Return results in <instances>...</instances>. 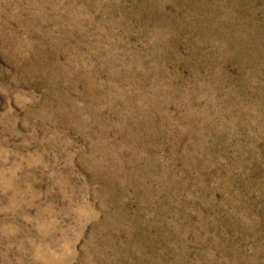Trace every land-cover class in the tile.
Listing matches in <instances>:
<instances>
[{
  "label": "rangeland",
  "instance_id": "374dc122",
  "mask_svg": "<svg viewBox=\"0 0 264 264\" xmlns=\"http://www.w3.org/2000/svg\"><path fill=\"white\" fill-rule=\"evenodd\" d=\"M0 264H264V0H0Z\"/></svg>",
  "mask_w": 264,
  "mask_h": 264
}]
</instances>
